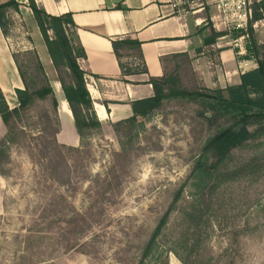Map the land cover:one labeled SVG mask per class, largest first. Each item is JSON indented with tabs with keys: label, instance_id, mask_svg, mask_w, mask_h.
I'll list each match as a JSON object with an SVG mask.
<instances>
[{
	"label": "rangeland",
	"instance_id": "374dc122",
	"mask_svg": "<svg viewBox=\"0 0 264 264\" xmlns=\"http://www.w3.org/2000/svg\"><path fill=\"white\" fill-rule=\"evenodd\" d=\"M29 28L44 48L38 30L30 23ZM253 32L257 45L264 42V27ZM217 41L238 46L239 54L240 48L248 50L250 38ZM205 53L207 59L212 56V51ZM35 54L21 56L32 90L46 84ZM246 57L248 51L238 55ZM173 70L186 89H221L208 88L192 61L175 74ZM43 72L52 86L44 67ZM56 116L58 108L55 114L50 100L38 101L13 121L14 142L8 145L9 160L2 163L6 184L0 201V264H139L161 217L187 182L147 264L165 259L182 264L173 252L190 264H264V134L235 150L213 180L199 186L190 180L196 159L216 126L232 122L210 126L194 102L169 100L140 119L142 126L130 136L116 134L109 125L78 148L57 142ZM237 169L245 175L220 179ZM212 182L218 184L208 190ZM200 201L205 217L196 229L187 216Z\"/></svg>",
	"mask_w": 264,
	"mask_h": 264
},
{
	"label": "crops",
	"instance_id": "0c3cea01",
	"mask_svg": "<svg viewBox=\"0 0 264 264\" xmlns=\"http://www.w3.org/2000/svg\"><path fill=\"white\" fill-rule=\"evenodd\" d=\"M11 1L17 4L18 9L8 8L6 30L0 26V90L5 101L10 110L18 107L16 92L24 90L20 59L24 54L36 53L58 97L60 130L56 140L61 145L78 148L81 139L72 112L63 97L54 65L28 0H0V5ZM35 1L52 16L72 15L78 42L86 55L85 59L79 61V66L87 74V90L103 128L131 118L133 112L130 104L154 95L147 81L150 78H163L175 68L181 56H188L195 73L210 89L239 85L240 76L256 68L253 59L238 58L234 46H221L218 41L214 45L204 46V39L210 32L204 27L209 24H196V17L178 16L171 0ZM29 23L40 33L44 48L35 43ZM263 27L264 20L257 22L255 33ZM124 39L141 43L143 61L135 56L129 58L128 62L135 66L144 62L148 74L122 76L112 41ZM259 44L264 45V42ZM206 50L212 51L209 59L205 57ZM6 134V127L0 118V142ZM5 184L4 177L0 175V201L5 194Z\"/></svg>",
	"mask_w": 264,
	"mask_h": 264
},
{
	"label": "trees",
	"instance_id": "16d2710c",
	"mask_svg": "<svg viewBox=\"0 0 264 264\" xmlns=\"http://www.w3.org/2000/svg\"><path fill=\"white\" fill-rule=\"evenodd\" d=\"M28 3L57 72L62 86L63 97L70 107L75 128L82 144L87 136L91 135L94 131L102 130L103 126L95 115L93 100L87 90V74L79 66V61L85 59L86 55L83 47L78 42L76 25L71 14L52 16L40 5H37L35 0H28ZM8 8L18 9L14 1L0 5V26L4 31L7 27L6 11ZM261 20H264V0L254 6L253 22ZM204 29H209L210 31L207 38L204 39V46L214 45L222 36L221 33H217L211 29L210 25L204 27ZM248 33L250 38L247 50L249 57L246 58L253 59L256 68L242 74L239 85L228 86L225 89L215 90L212 93H203L197 89L190 90L182 87L179 84L178 76L173 75L171 70L163 78H150L147 81V84L152 86L154 95L147 99L132 102L130 106L133 116L127 120L109 124L112 130L116 134L124 132L130 136L129 134L136 127L142 126L139 124L140 119H147L154 115L169 100L182 99L198 104L200 115L210 126H214L223 120L225 122H232V124L227 126H216L217 131L215 135L205 142L190 176V180L198 181L199 186L201 183L212 181L214 175L220 172L235 150L243 148L249 140L256 139L264 134V45H257L252 27L249 28ZM112 47L119 61L123 77L148 74L144 62L142 64L139 63L137 66L131 65L129 62L127 64L123 63L124 58L128 61L129 58L135 56L142 60L141 43L138 40H114L112 41ZM198 52L200 53L201 50ZM35 57L39 70L44 77L43 81L46 84L35 90L29 88L22 71L20 59V75L24 83V90L16 92L19 102L18 107L10 110L0 90V118L7 130L6 137L0 142V175L2 177H5L2 163L9 160L7 147L9 143L14 142L15 124L17 123L13 121H19L22 114L27 112L38 101L50 100L53 112L57 114L58 97L56 90L47 81L46 75L43 72V65L37 54H35ZM190 62L188 56H181L173 70L175 71L174 74L184 63L190 64ZM225 92L227 96H225ZM252 95L255 98H252ZM47 119L50 121L49 116ZM59 130L60 121L58 122L55 137L59 133ZM250 164V162L246 163L245 167L249 168ZM243 170H233L222 175L220 179L222 180V177H224L225 179L234 180L245 175L243 174ZM212 184V186H207L208 190L215 188L218 182H212ZM187 185L188 182L184 183L176 192L169 208L161 217L146 243L139 264H147V261L153 256L155 248L158 247L159 239L166 229L176 206L181 201L182 194ZM205 191H207L206 188ZM187 217H191L194 220L196 229L200 227L202 219L205 217L204 212H202L201 201ZM81 220L84 221V219ZM171 251L173 252V250ZM173 253L176 256L178 255L177 257L182 264H190L188 259L181 257L177 252ZM192 253L193 251L191 252L190 250L189 255H192ZM161 264H168V261L165 259Z\"/></svg>",
	"mask_w": 264,
	"mask_h": 264
},
{
	"label": "built area",
	"instance_id": "2783aa9c",
	"mask_svg": "<svg viewBox=\"0 0 264 264\" xmlns=\"http://www.w3.org/2000/svg\"><path fill=\"white\" fill-rule=\"evenodd\" d=\"M180 17H196V24H209L220 40L230 39L234 42L249 39L248 30L255 29L254 6L263 0H171ZM204 15V17H202ZM235 47H238L235 45ZM240 48L238 55L246 53Z\"/></svg>",
	"mask_w": 264,
	"mask_h": 264
},
{
	"label": "bare ground",
	"instance_id": "6f19581e",
	"mask_svg": "<svg viewBox=\"0 0 264 264\" xmlns=\"http://www.w3.org/2000/svg\"><path fill=\"white\" fill-rule=\"evenodd\" d=\"M64 106V105H63Z\"/></svg>",
	"mask_w": 264,
	"mask_h": 264
}]
</instances>
